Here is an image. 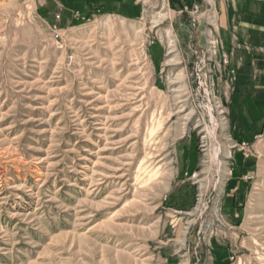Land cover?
Segmentation results:
<instances>
[{"label": "rangeland", "instance_id": "1", "mask_svg": "<svg viewBox=\"0 0 264 264\" xmlns=\"http://www.w3.org/2000/svg\"><path fill=\"white\" fill-rule=\"evenodd\" d=\"M219 1L0 0V264H264V123L193 78Z\"/></svg>", "mask_w": 264, "mask_h": 264}, {"label": "crops", "instance_id": "2", "mask_svg": "<svg viewBox=\"0 0 264 264\" xmlns=\"http://www.w3.org/2000/svg\"><path fill=\"white\" fill-rule=\"evenodd\" d=\"M217 7L223 49L231 54L230 68L236 77L232 82L225 76L221 82L231 92L228 131L236 139L250 140L259 135L264 123V0L219 1ZM239 165L233 167L234 177L240 176ZM240 184L231 178L225 189L236 197Z\"/></svg>", "mask_w": 264, "mask_h": 264}, {"label": "built area", "instance_id": "3", "mask_svg": "<svg viewBox=\"0 0 264 264\" xmlns=\"http://www.w3.org/2000/svg\"><path fill=\"white\" fill-rule=\"evenodd\" d=\"M138 1V0H137ZM229 3L233 4L234 2H236L237 0H227ZM161 2L163 3V6H166L168 4V0H161ZM201 3H193L190 8H186L184 9V11L189 15L190 18H192V22L194 23L193 25H195V20L194 15L198 14L200 9L202 8L203 4H206L207 6V0H200ZM162 6V7H163ZM207 12L211 13V10L208 9V7L206 8ZM182 12V11H180ZM221 53L219 55L218 60H213V64L214 67H206V65L204 64V54L202 53L200 56L198 55V51L195 52V61H194V70H193V78L196 81L197 87H199V89L202 90V92H204V95L206 97H209V92H208V87L213 84V78H210V70L213 68L215 69L216 66H222L223 68L221 69V71L218 72L220 75V78L227 76L228 78H230V80L232 82L235 81V71L232 70L230 68V60H231V54L227 53L223 47L221 46ZM206 53H210V50H208L207 48V52ZM214 53V52H212ZM216 55V53H215ZM245 144H241L239 146V148L244 149Z\"/></svg>", "mask_w": 264, "mask_h": 264}, {"label": "trees", "instance_id": "4", "mask_svg": "<svg viewBox=\"0 0 264 264\" xmlns=\"http://www.w3.org/2000/svg\"><path fill=\"white\" fill-rule=\"evenodd\" d=\"M169 4L171 6V8H173L174 11H182V17H184V19H186V22H188V15L184 10V8H190V6L193 4V3H200V0H169ZM99 13L102 12L103 14L105 13H113L111 10H103V9H100L98 11Z\"/></svg>", "mask_w": 264, "mask_h": 264}, {"label": "bare ground", "instance_id": "5", "mask_svg": "<svg viewBox=\"0 0 264 264\" xmlns=\"http://www.w3.org/2000/svg\"><path fill=\"white\" fill-rule=\"evenodd\" d=\"M208 134L213 138V140H216V136L214 135L213 131L208 132L206 135H208ZM219 154L220 153H219L217 147L216 148L214 147V150H213L212 154L210 155V160L211 161L213 160L217 163V166L219 167L218 171L220 170V166H221V163H220L219 158H218Z\"/></svg>", "mask_w": 264, "mask_h": 264}]
</instances>
